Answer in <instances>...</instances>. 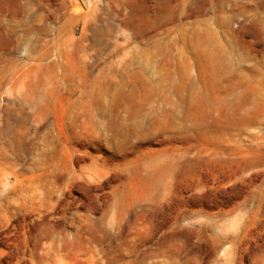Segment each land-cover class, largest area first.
<instances>
[{
	"label": "rangeland",
	"instance_id": "rangeland-1",
	"mask_svg": "<svg viewBox=\"0 0 264 264\" xmlns=\"http://www.w3.org/2000/svg\"><path fill=\"white\" fill-rule=\"evenodd\" d=\"M0 264H264V0H0Z\"/></svg>",
	"mask_w": 264,
	"mask_h": 264
}]
</instances>
